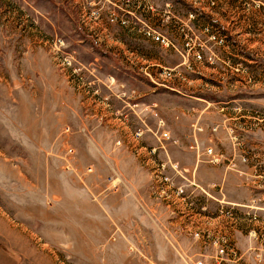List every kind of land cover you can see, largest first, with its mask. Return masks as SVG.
Listing matches in <instances>:
<instances>
[{
	"label": "rangeland",
	"instance_id": "374dc122",
	"mask_svg": "<svg viewBox=\"0 0 264 264\" xmlns=\"http://www.w3.org/2000/svg\"><path fill=\"white\" fill-rule=\"evenodd\" d=\"M94 58L108 64L100 74L155 77L180 104L229 107L189 113L208 127L230 121L240 160L210 145L205 163L255 170L264 157V0H0V264H207L146 252L139 220L154 198L143 173L158 162L137 150L149 131L127 130L137 145L118 146L105 105L101 129L73 124L87 118L79 77ZM177 115L168 110V131L159 121L153 134L178 138ZM262 250L245 264H264Z\"/></svg>",
	"mask_w": 264,
	"mask_h": 264
},
{
	"label": "crops",
	"instance_id": "0c3cea01",
	"mask_svg": "<svg viewBox=\"0 0 264 264\" xmlns=\"http://www.w3.org/2000/svg\"><path fill=\"white\" fill-rule=\"evenodd\" d=\"M104 65L108 64L99 63L95 58L87 62L90 73L79 77L82 82L80 101L84 102L79 109L87 118L78 121L75 117L70 118L73 124L78 122L89 130L98 126L101 129L102 125L108 124L104 116L105 105L112 128L117 136L121 134L115 142L120 141L117 144H124L123 147L137 145L130 141L127 130L146 128L149 131L143 134L145 145L137 150V155L152 162V166L153 162H158L151 173H143L146 194L154 198L146 207L142 221L139 220V225L143 224L146 252L191 259L202 257L206 258L207 264L249 262L247 258H251L253 252L264 249V170L263 166L258 167L260 161L264 165V157L256 154L255 170L241 163L237 170L205 163L207 155L203 151L210 145L219 152L222 160H240V154L230 151V142L226 139L223 125H230V121L217 126L212 124L210 127L217 130L211 133L209 122H200L189 115L212 108L219 114L229 107L180 104L182 98L161 90L155 77L129 72L122 66H117L119 70L113 73L100 74ZM171 97L173 102H169ZM173 109L178 112L175 119L181 128L180 136L176 138L173 134L174 138L170 135L171 138L165 140L160 136L157 138V134H153L159 129L157 122L165 124L159 130L168 131V110ZM66 112L76 113L69 107L65 108ZM148 121H153V125ZM198 124L203 128L201 131L196 130ZM117 150L119 154L122 149ZM119 158L131 161L126 154H119ZM245 159L253 161L251 157ZM136 175L135 171L128 174L131 182H135ZM132 185L128 182L129 189L134 187ZM131 221L135 224L137 220L134 217ZM219 249L224 255L218 253Z\"/></svg>",
	"mask_w": 264,
	"mask_h": 264
},
{
	"label": "built area",
	"instance_id": "2783aa9c",
	"mask_svg": "<svg viewBox=\"0 0 264 264\" xmlns=\"http://www.w3.org/2000/svg\"><path fill=\"white\" fill-rule=\"evenodd\" d=\"M154 40H155V41H158L159 38L156 36V37L154 38ZM135 135L138 136L139 134H135ZM162 137L166 138L167 136H166V134H163ZM72 153H74L72 150H69V151H68V155H72ZM90 171H91L90 168H88V169L86 170V172H90ZM163 181L167 182V178H166V177H163ZM178 192H179V194L182 193L181 190H179ZM218 253L221 255V254L224 253V251H223L222 249H219Z\"/></svg>",
	"mask_w": 264,
	"mask_h": 264
}]
</instances>
